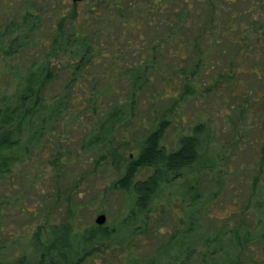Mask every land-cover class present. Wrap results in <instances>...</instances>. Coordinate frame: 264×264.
<instances>
[{
  "label": "rangeland",
  "instance_id": "obj_1",
  "mask_svg": "<svg viewBox=\"0 0 264 264\" xmlns=\"http://www.w3.org/2000/svg\"><path fill=\"white\" fill-rule=\"evenodd\" d=\"M152 1L138 0L135 5L147 6ZM217 2L221 4L220 0ZM4 4L14 15L23 11L22 6L32 5L45 14L47 27L54 30L63 17L83 22L88 10V4L74 5L71 0H0V10ZM262 4L263 0H250V3L237 0L234 4L236 19L233 14H227L218 22L220 26H229L233 17L244 26L251 18L244 13L250 5L258 11L254 21L259 25L264 21ZM3 13H0V26L7 22ZM214 13L207 9L204 15L218 17ZM218 14L223 13L218 11ZM205 25L209 34H200L198 43L199 56L209 55L203 71L188 80L185 73H179L180 69H185L187 75L196 70L197 56L192 49L194 42L190 40L196 33L188 32L184 64H172L168 74L154 78V87H147L137 97L134 117L129 116L130 107L125 106L122 109L128 116L108 132L100 133L99 126L108 119L112 107L127 101V90L121 93L118 88V83L121 85L122 80H126L118 75L120 70L127 64H138L137 59L127 53L128 56L116 62L118 50L105 46L109 43L103 41L105 45L100 55L105 54V57L97 58L104 75L100 85L102 112L93 115L78 106L65 112L63 121L53 132L46 133L37 152H33L30 159L20 161L5 177H0L3 264H18L22 257L26 259L24 264H28L35 236L45 237V232L61 231L64 226H67L64 231H70L69 247L81 251L80 237L98 228L96 219L100 215L107 218L103 226L110 236L81 264H233L236 257L243 261L254 257L256 252L257 261H264V239H261L264 219L257 229L254 227L255 218L261 217L264 211V198L260 195L264 192V165L260 158V145L264 144L261 38L254 40L258 50L249 49L244 59L243 50L235 49L233 44L213 45L218 28ZM117 31L113 30V34ZM253 32L256 37L257 32ZM145 39L151 40L147 36L143 44ZM210 43L213 46L209 50ZM248 46L251 48L250 44ZM163 60L161 57L155 62V68L160 71L164 69ZM27 62L25 57L19 61L26 65ZM50 62L60 70L71 60L68 56H54ZM115 63L119 67L113 70L110 66ZM17 64V60L4 61L0 56V94L12 93L18 79L14 73ZM254 65L261 69V79L250 73ZM234 69L235 74H232ZM67 71L71 73L70 67ZM176 71L179 77L170 76ZM111 72L118 75L116 80L108 79ZM230 76L231 80L227 79ZM233 77L240 81L236 88H233L236 83ZM105 82L110 83V93L104 90ZM245 89L242 94L249 93L250 97L236 96ZM162 121L166 123L162 145L167 152L175 151L180 138L191 135L196 125L203 123L207 127L205 131H209L212 138L207 158H204L206 166L197 163L192 170L185 171L181 179L162 186L141 210L134 191L124 190L118 182L130 161L140 154L147 137L159 129ZM101 134L104 140L99 143L96 139ZM211 161L215 166L208 169ZM226 171L230 172L227 177ZM152 172L151 169L140 170L135 181L146 180ZM222 178L227 187L223 183L219 187ZM194 189L201 197L196 205L192 204ZM238 213H246L248 219ZM237 228L241 229L242 236L252 233L259 237L258 242L252 239L249 243L252 250L236 244L233 231Z\"/></svg>",
  "mask_w": 264,
  "mask_h": 264
},
{
  "label": "trees",
  "instance_id": "obj_2",
  "mask_svg": "<svg viewBox=\"0 0 264 264\" xmlns=\"http://www.w3.org/2000/svg\"><path fill=\"white\" fill-rule=\"evenodd\" d=\"M136 1L138 0H96L95 3H86L87 18L83 22L69 21L63 17L56 30L47 27L43 19L45 14L35 10L32 5L22 6L23 11L14 15L4 4L0 13L4 12L7 22L0 26V56H3L4 61L9 59L18 61V67L14 71L18 79L11 94H0V177H5L23 159H30L33 152H37V147L46 133L50 130L53 132L55 126H59V122L63 121L65 112L72 111L76 106L90 110L93 115L102 112L104 106L100 103V98L103 89L100 85L103 83L104 75L100 69L102 63L97 62V58L102 60L105 57V54L100 55L101 48L105 45L103 41L107 40L109 43L105 46L110 45V48L118 50L116 62L131 54L137 59L138 64H127L123 66L125 69L120 70L118 75L124 76L126 80H122L121 85L116 82L118 88H121V93H126L127 90V101L112 107L108 119L99 126L100 133L108 132L128 116L122 109L125 106L130 107L129 116L134 117L139 96L147 87H154V78L168 74L172 64H184L187 58L188 32L196 33L194 38H189L194 42L192 49L197 56L196 70L188 72L187 75L185 69V71L180 69L179 73H185L188 80L203 71L209 62V55L199 56L198 48L201 46H198V43L200 34H209L205 24L218 28L213 45L228 42V45L233 44L235 49H242L243 57H246L249 49L258 50L254 40L259 36V39L261 38L259 48L262 51L261 55L264 56V21L259 25L254 21L258 11L250 5L244 13L250 14L251 18L244 22L243 26L241 22L234 20L237 15L234 4L237 0H220L221 4H218L217 0H153L147 6H136ZM262 6L264 13V0ZM207 9L209 12L215 11L214 14L218 17L205 16ZM218 11L223 14H218ZM227 14L228 16L233 14L234 19L232 17L229 26H220L219 19H225ZM116 29L118 31L113 34V30ZM151 29H154L152 34L149 33ZM253 31L257 32L256 37ZM147 36L151 40L145 39L146 43L143 44ZM212 44L207 46L209 50ZM54 56H68L71 62L68 66L63 64V68L56 70L50 62ZM24 57L28 59L27 65L19 63ZM161 57L164 59L162 64L164 69L160 71L155 68V62L161 60ZM112 66L113 70L119 67L118 63L110 67ZM69 67L71 73L67 71ZM201 67L203 68L200 71ZM111 73L108 79L116 80L118 75ZM179 73L176 71L170 76L179 77ZM250 73L257 76V79L262 78L261 69L259 71L255 65ZM232 74H235V69ZM231 78L232 76L227 79ZM233 80L236 82L233 88H236L240 81L237 78ZM106 84L104 90L110 93L112 90L110 83L105 82ZM59 85L61 87L57 89ZM161 85L164 88L163 82ZM245 92L246 89L238 92L236 96L242 98L251 96L249 93L242 94ZM242 105L245 108V100ZM164 125L166 123L162 121L159 129L147 137L140 154L130 161L124 176L118 182L124 190L134 191L141 210L145 209L162 186L181 179L184 172L192 170L197 163L206 166L204 158H207L212 137L209 131H205L207 127L203 123L196 125L191 135L181 137L178 148L173 152H167L162 145ZM103 140L104 135H98L96 141L100 143ZM260 158L264 165V144L260 145ZM51 164L56 165L54 162ZM213 166L214 161H211L207 168L211 169ZM142 169H151L153 172L146 180L135 181V177ZM225 174L227 177L230 172L226 171ZM221 180L219 187L225 181L223 178ZM255 182L258 183L259 179ZM224 187L227 185L224 184ZM192 193V204L196 205L201 197L196 189ZM260 195L264 198L263 191ZM238 214L248 219L246 213ZM263 219L264 211L261 217L255 218V229L263 223ZM66 227L64 226V229ZM64 229L45 232V237L36 235L31 246L33 255L27 263L81 264L92 251L96 250L97 245L104 243L110 236L104 226L87 231L80 237L79 241L82 242L80 251L69 247V243L72 242L68 238L70 231ZM239 232L240 228L233 231L234 240L244 249L252 250L249 245L251 240L256 239V242L260 240L252 233L242 236ZM262 238L264 239V234L261 235ZM207 240L211 242V237ZM215 250L217 251V248ZM1 251L0 247V264H3ZM80 252L83 255H80ZM257 257V252L254 257H248L243 261L236 257L233 264H264V261H257ZM186 258L189 259L188 256ZM25 260L22 257L18 264H24Z\"/></svg>",
  "mask_w": 264,
  "mask_h": 264
},
{
  "label": "water",
  "instance_id": "obj_3",
  "mask_svg": "<svg viewBox=\"0 0 264 264\" xmlns=\"http://www.w3.org/2000/svg\"><path fill=\"white\" fill-rule=\"evenodd\" d=\"M74 3H77V2H82L84 0H72ZM106 216L105 215H100L98 216V218L96 219V224L98 226H103L105 223H106Z\"/></svg>",
  "mask_w": 264,
  "mask_h": 264
},
{
  "label": "flooded vegetation",
  "instance_id": "obj_4",
  "mask_svg": "<svg viewBox=\"0 0 264 264\" xmlns=\"http://www.w3.org/2000/svg\"><path fill=\"white\" fill-rule=\"evenodd\" d=\"M71 1H72V0H71ZM95 1H96V0H84V1H82V2H77V3H74L73 1H72V2H73L74 4H78V3H79V4H83V3L86 4V3H90V2L93 3V2H95ZM263 94H264V92H263Z\"/></svg>",
  "mask_w": 264,
  "mask_h": 264
}]
</instances>
